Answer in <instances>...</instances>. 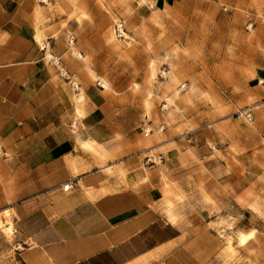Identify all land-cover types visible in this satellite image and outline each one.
<instances>
[{"label":"rangeland","instance_id":"1","mask_svg":"<svg viewBox=\"0 0 264 264\" xmlns=\"http://www.w3.org/2000/svg\"><path fill=\"white\" fill-rule=\"evenodd\" d=\"M94 1L56 0L64 53L42 43L47 62L75 89L83 77L115 90L127 107L123 120L144 139H185L198 158L174 177L189 193L166 192L157 210L173 221H215L224 246L209 264H264V0H175L166 8L159 0H113L99 22ZM204 166L214 169L217 199L204 174L191 172ZM12 197L0 186V264H24L35 245L27 235L45 227L12 209L32 210L36 196Z\"/></svg>","mask_w":264,"mask_h":264},{"label":"crops","instance_id":"2","mask_svg":"<svg viewBox=\"0 0 264 264\" xmlns=\"http://www.w3.org/2000/svg\"><path fill=\"white\" fill-rule=\"evenodd\" d=\"M46 1L0 0V186L11 201L36 196L32 210L11 206L19 220L45 221L27 235L35 245L23 263L209 264L224 246L215 221H173L157 210L166 192L189 193L174 176L194 165L195 149L185 139H144L123 120L127 107L115 90L83 77L75 89L63 79L40 46L64 53L56 0ZM112 1L95 0L92 18L103 20ZM159 1L162 8L175 2ZM152 153L161 164H151ZM197 170L217 199L214 169Z\"/></svg>","mask_w":264,"mask_h":264},{"label":"built area","instance_id":"3","mask_svg":"<svg viewBox=\"0 0 264 264\" xmlns=\"http://www.w3.org/2000/svg\"><path fill=\"white\" fill-rule=\"evenodd\" d=\"M118 32H119V35H122L123 34V28L122 26H118ZM69 188L72 189L74 187V184L73 183H69Z\"/></svg>","mask_w":264,"mask_h":264},{"label":"bare ground","instance_id":"4","mask_svg":"<svg viewBox=\"0 0 264 264\" xmlns=\"http://www.w3.org/2000/svg\"><path fill=\"white\" fill-rule=\"evenodd\" d=\"M91 74H94V72L91 71ZM104 85H105V86H108V84H107L106 82L104 83ZM9 231H10V230H9ZM246 240H247V237H246L245 235H242V236H241V242H242V243H245Z\"/></svg>","mask_w":264,"mask_h":264}]
</instances>
